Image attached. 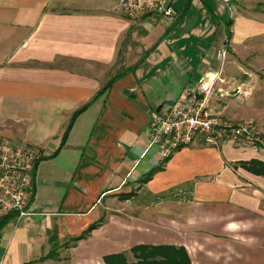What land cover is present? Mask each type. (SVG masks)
Listing matches in <instances>:
<instances>
[{
  "label": "crops",
  "instance_id": "obj_1",
  "mask_svg": "<svg viewBox=\"0 0 264 264\" xmlns=\"http://www.w3.org/2000/svg\"><path fill=\"white\" fill-rule=\"evenodd\" d=\"M168 1L173 22L128 18L118 0H0V136L40 150L0 264L132 263L138 246L180 250V264H264V176L239 165L264 162V147L196 140L164 156L148 133L152 110L217 74L211 111L264 138V0ZM53 232L58 259L40 260Z\"/></svg>",
  "mask_w": 264,
  "mask_h": 264
},
{
  "label": "built area",
  "instance_id": "obj_2",
  "mask_svg": "<svg viewBox=\"0 0 264 264\" xmlns=\"http://www.w3.org/2000/svg\"><path fill=\"white\" fill-rule=\"evenodd\" d=\"M230 7L233 0H222ZM118 9L131 19L156 12L173 22L177 11L168 0H118ZM225 48L218 49L217 58L224 60ZM220 75L204 76L193 87H185L167 105L164 112H150L149 146H158L164 156L179 147L200 140L205 146L216 147L230 141L237 147L258 152L264 138L251 121L230 122L213 113L208 106L211 92ZM40 157L35 146L14 143L0 136V220L7 215L28 214L34 192L33 173Z\"/></svg>",
  "mask_w": 264,
  "mask_h": 264
},
{
  "label": "trees",
  "instance_id": "obj_3",
  "mask_svg": "<svg viewBox=\"0 0 264 264\" xmlns=\"http://www.w3.org/2000/svg\"><path fill=\"white\" fill-rule=\"evenodd\" d=\"M231 22H227V28H229ZM226 38H230V32H226ZM106 89V86L103 88ZM83 108L80 110L76 111L75 114L79 113L82 111ZM240 167L244 168L245 170L255 174V175H261L264 176V162L256 160V159H251L246 162H240L239 163ZM151 174H149L146 178H149ZM133 196V192H130L125 195H120L119 197L121 199H128ZM14 215H7L4 218L0 220V229L2 225L10 218H12ZM99 222H96L89 226V228L82 233L80 236L73 238L72 243L75 241L84 238L90 231L94 228L97 227ZM50 242H51V247L49 252L41 258L40 260H45V259H58V250L61 248V246L58 245L57 243V237L55 233L53 232L50 235ZM70 244H66L63 246L64 248H68ZM132 254L134 257L137 259L136 262L129 263L127 262L124 254H112L104 257V263L105 264H180V262L177 260V256L179 253H181L180 250H175L174 248H169V247H149V246H138L134 247L131 249ZM176 258V259H175ZM182 263H185L182 262Z\"/></svg>",
  "mask_w": 264,
  "mask_h": 264
},
{
  "label": "rangeland",
  "instance_id": "obj_4",
  "mask_svg": "<svg viewBox=\"0 0 264 264\" xmlns=\"http://www.w3.org/2000/svg\"><path fill=\"white\" fill-rule=\"evenodd\" d=\"M228 52V51H227ZM226 52V55H225V58L228 56V53ZM227 81V79H224L223 80V82H221V81H218L219 83L221 82V84L223 83L224 84V82H226ZM237 91H239V88H236L235 90L234 89H232V90H230V92H228V93H231V94H233L234 92L236 93ZM211 102L213 103V101H212V99H209V102H208V106H209V108L211 109ZM134 195V194H133ZM63 249H66V248H63ZM59 252V251H58ZM65 259V258H64Z\"/></svg>",
  "mask_w": 264,
  "mask_h": 264
}]
</instances>
